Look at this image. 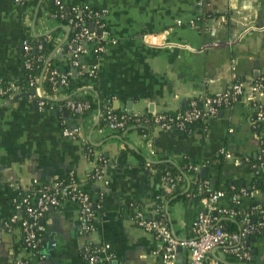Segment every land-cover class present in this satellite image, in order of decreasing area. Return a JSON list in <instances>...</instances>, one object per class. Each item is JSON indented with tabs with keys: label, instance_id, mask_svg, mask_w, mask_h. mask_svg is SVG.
I'll return each mask as SVG.
<instances>
[{
	"label": "crops",
	"instance_id": "obj_1",
	"mask_svg": "<svg viewBox=\"0 0 264 264\" xmlns=\"http://www.w3.org/2000/svg\"><path fill=\"white\" fill-rule=\"evenodd\" d=\"M62 1L103 11L109 39L115 40L98 56L88 43L82 44V63H97L98 69L94 77L75 73L96 88L104 100L103 108L110 104L120 111L143 115L175 113L193 97L218 92L234 82L250 87L258 80L263 85L258 97L264 106V0ZM199 16L218 19L214 25L217 31L204 30ZM192 20L195 25L190 24ZM70 29L49 17L43 8L39 14L29 8L23 15L19 0H0V81L21 84L22 61L27 59L22 46L30 35L54 32L56 45L50 58L67 70L72 57L63 46ZM65 113L59 115L52 106L38 108L20 88L10 96H0V264H13L24 257L31 264H86L80 250L85 240L100 247L108 245L113 254L111 264H164L158 253L160 239L137 226L135 213L142 211L148 218H156V191L162 189L160 200L167 226L182 238L191 234V223L201 204L169 200L162 169L141 165L137 155L147 163L162 158L176 163L187 158L192 164H201L200 169L206 168L204 176L214 178L217 190L225 191L216 206L229 208L233 202L226 182L248 185L251 173L242 158H255L261 150L260 134L251 122L254 109L244 98L234 99L209 121L194 123L186 131L155 126L149 134H141L132 126L114 133L106 126H97L99 110L83 118ZM63 127H79L80 134L65 136ZM85 142L108 159L102 177L87 189L92 199L100 198L95 227L85 238L80 237L78 205L62 202L42 216L39 254L30 255L19 225L5 227L17 195L11 184L26 188L32 182L43 184L68 172L86 180L93 165L85 154ZM221 149L229 156L220 155ZM120 152L125 154L121 166ZM258 184L257 189L239 198L241 214L251 202L264 208V171ZM248 236L244 241L251 258L246 264H264V224L258 233ZM177 254L175 264H181L186 250L181 247ZM216 262L229 264L220 248L213 249L203 264Z\"/></svg>",
	"mask_w": 264,
	"mask_h": 264
},
{
	"label": "built area",
	"instance_id": "obj_2",
	"mask_svg": "<svg viewBox=\"0 0 264 264\" xmlns=\"http://www.w3.org/2000/svg\"><path fill=\"white\" fill-rule=\"evenodd\" d=\"M19 1L21 2V0ZM79 8V6H73L71 9L73 11H78ZM82 11L86 12L89 18L96 19L99 25L91 29L89 25L84 24L83 19L79 15L75 16L76 20L69 18L67 24L74 29V33L66 44L69 48L68 52L72 57L71 64L73 69L80 72V74H85L87 77H94L97 73L98 64H84L78 58V54L84 52L82 43L86 42L90 44V50L94 55L98 56L104 52L108 42H115V40L109 39L103 21V11L95 10L87 5L81 7L79 12L81 13ZM197 20L204 30H208L209 32L217 31V27L214 25H216L215 23L218 19L199 16ZM190 24L195 25L196 21L192 20ZM97 30H100V33H98ZM22 47L24 53L27 52L29 49L27 40L23 41ZM55 74H58V72L55 69L51 70L50 79H53ZM67 74H59V82H65ZM42 79L43 77H40L35 80L34 91L32 94H28L29 99L34 101L40 109L44 107V101L42 99L35 101V97L42 96ZM2 84L4 83L0 81L1 97L10 96L19 88L12 83L5 84V87H3ZM262 87L261 80L256 81V83L250 87H245L241 82H234L218 92L191 98L187 102V106L184 110L175 112L173 115H167L165 112H156L151 117H146L143 114L134 113L126 109L115 113L112 111V107L106 104L104 107V114L107 120L106 127L110 131H116L126 127L147 125L150 122L154 124V126L166 130H183L187 124L209 121L216 115L218 109L228 106L237 98H244L252 105L254 115L251 117V122L252 126L256 127L258 122L262 123L264 121V106L258 97L262 91ZM88 106L89 104L86 101L74 102L68 100L66 102V107L76 114H81ZM62 134L75 138L80 134V128L63 127ZM260 142V152L264 157V132L260 133ZM220 155L225 157L229 156L224 149L220 150ZM99 156L98 153L95 151L93 152V158L91 159L93 166L87 178L97 180L102 177L104 167H99L96 164V160H99ZM246 159L247 158H245V160ZM200 167L201 164H189L188 166L189 169L194 171H198ZM163 179L169 189L174 187L175 182H173V180L166 179L164 175ZM50 182L51 183L42 187L38 192L26 194L24 196H21L18 185L11 184V186L17 190V195L13 200V212L5 222V227L10 229L12 223L19 222L22 243L30 255L35 253L33 249L37 247V238L44 229L41 223L42 216L49 208L58 206L62 202L71 201L78 205L79 218L77 232L80 237L85 238L92 230L90 221L94 218V212L91 209L92 203L89 195L82 190V188H77L76 183L71 182V184L65 185L61 181ZM203 184H208V182L203 181ZM224 193L225 191L223 190H215L201 199V210L192 221L191 234L187 237L180 238L176 236L163 220L148 218L142 211H137L133 220L137 226L144 231L153 233L160 239L162 245L158 253L164 264L176 263L178 247H183L186 250V258L181 264H203L205 257L215 248H220L224 254L234 256L237 260L236 262L246 264L251 258V252L245 245L244 238L261 228L263 222L254 225L250 222L248 214L245 213L239 230L233 232L226 230L221 223V219L231 215L233 213L232 208L216 206L217 200L222 197ZM247 194L245 189H241L239 193L232 194L231 200L234 204H238L240 201L239 198ZM89 245L90 242L85 240L80 248L81 255L85 259L86 264H110L113 254L107 250L108 245L101 246L93 251L89 250ZM13 264H31V262L28 257H24L15 260ZM215 264L221 263L216 262Z\"/></svg>",
	"mask_w": 264,
	"mask_h": 264
},
{
	"label": "trees",
	"instance_id": "obj_3",
	"mask_svg": "<svg viewBox=\"0 0 264 264\" xmlns=\"http://www.w3.org/2000/svg\"><path fill=\"white\" fill-rule=\"evenodd\" d=\"M73 6L65 4L62 0H21L20 2V12L21 14L25 15L27 13V10L31 8L32 10L37 9V13L39 14L42 12V8L46 10V14L54 18L56 20H59L62 24H67L69 18H72L76 20L75 16L79 15L83 21L84 24L89 25L90 23H93L94 27H98L99 22L96 21L94 18H89L87 16V13L82 11L81 13L79 10H81V7L78 9V11H73L71 8ZM70 33L67 37L66 41H69L74 33V29L70 26ZM54 32H51L49 34H43L40 36H28L27 37V43L29 45V49L27 52H25V55L27 57L26 60L22 61V68H23V77L21 80V84L19 85L20 91L24 92L26 95L32 94L35 87V80L37 78L43 77L41 82V89H42V96L41 97H35V101L42 99L44 101V106H52L54 109L57 110V113L59 115H62L64 112H66L68 115H73L75 117H86L90 114L92 111H98L100 112L99 121L97 123L98 127L101 126H107V120L105 118L104 114V108H103V98L101 95L97 92L96 88H94L90 83L86 81H81L78 78V75H73V67L70 65L67 70L63 69L59 65L55 64L53 59L50 58V54L53 52L56 41L53 37ZM90 47V44H89ZM68 46L65 43L63 46V51H68ZM81 54H78V58ZM72 59V58H71ZM55 69L58 74H55L53 76V79H50V71ZM77 71V70H76ZM69 72V73H68ZM62 73H68L66 75L65 82H59V74ZM82 77H86L85 74H81ZM3 87H5V84H2ZM63 95L64 98H58V96ZM57 97V98H55ZM68 100H72L74 102H87L89 104L88 108L85 109L81 114L74 113L71 109L66 107V102ZM110 105V104H109ZM112 107V105H110ZM187 106V104H186ZM185 106V107H186ZM182 110H184V108ZM181 110V111H182ZM112 111L117 113L120 112L119 109H115L112 107ZM167 115H173L175 113L172 112H165ZM153 114H147L146 117H151ZM197 123V122H194ZM190 123L185 126L183 130L180 131H186L189 129V127L194 124ZM256 127H253L254 130L260 134L264 132V122L257 123ZM152 127H155L154 124L148 123L147 125L137 126V131L141 134H149ZM127 128L119 129L116 131H113L114 133H122ZM96 147H94L90 142H85V154L88 158V160H91L93 158V152L95 151ZM246 158V157H245ZM243 157L242 162L247 165V168L249 172L251 173V177L249 181L247 182L248 185L242 186L238 181H227L226 182V192L229 194L239 193L241 189H245L247 193H249L253 189H257L259 187V178L263 174L264 170V157L261 154V152L255 157H248L246 160ZM125 160V154L123 152L119 153V164L120 166L124 164ZM137 160L141 165L145 166H151V167H157L162 169L163 175L166 179H171L173 182H175V185L173 188L170 189V192L167 193V197L169 200H177L182 201L184 204L189 205L192 204L194 201H197L198 203L201 201V199L205 196H207L209 193L215 191L218 189V183L215 184L211 183V180L208 176H202L200 174V169L198 171H194L192 169H189V164H192L191 161H189L187 158H182L176 163H172L169 161L164 160L162 158L160 161L155 163H147L145 159L137 155ZM97 166L104 168L107 167L108 159L103 155L100 154L99 160H96ZM53 182L61 181L65 185L71 184V182L77 184V188H82L90 197L91 200V209L94 212V215L96 214L99 207L96 206L100 198L98 197L97 200L92 199L91 194L88 192V187L90 184L94 181L91 178H87L84 181H81L75 174H71L70 172L52 180ZM203 181H207L208 184H203ZM52 182V183H53ZM51 182H46L43 184H37L35 182H32L30 185H28L26 188H19V192L21 193V196H24L26 194H33L34 192H38L41 190L42 187L47 186ZM157 209L159 211V214L156 215V218H160L166 223L165 217L163 216V210H162V201L160 200L162 195V189L157 188ZM103 197V194L100 195ZM230 207L232 208L233 213L231 215H228L221 219V223L225 227L226 230L233 232L239 230L240 224L243 222V216L244 214H248L250 222L254 225H257L259 222H263L264 219L262 218L264 216V208L263 206L259 205L258 203L251 202L248 208L245 210L243 214L239 212L238 204L231 203ZM138 210H141V208H138ZM23 215V211H22ZM147 217V215L145 214ZM253 218H255V221H253ZM93 218L90 223L92 226V229L95 227L96 220ZM167 224V223H166ZM19 225V222H14L11 224V226ZM168 225V224H167ZM10 226V227H11ZM261 228L256 230L253 234L258 233ZM43 234L41 233L40 236H38L37 240V247L33 249V251L38 255L39 254V246H41ZM100 246L90 243L89 250L93 251L94 249H98ZM228 262L229 264H239L236 261V258L232 255H228ZM111 264V261H110Z\"/></svg>",
	"mask_w": 264,
	"mask_h": 264
},
{
	"label": "water",
	"instance_id": "obj_4",
	"mask_svg": "<svg viewBox=\"0 0 264 264\" xmlns=\"http://www.w3.org/2000/svg\"><path fill=\"white\" fill-rule=\"evenodd\" d=\"M89 28H91V29L94 28L93 23H90V24H89ZM97 32L100 33V30H97ZM82 44L86 46V42H83ZM79 60L82 62V60H83V56H82V55H80ZM75 73H76V70L74 69L72 74L75 75ZM65 114H66V113H65ZM133 128H134V127H133ZM205 170H206L205 167H202V168L200 169V172H201V174H202L203 176L205 175ZM263 171H264V170H263ZM211 183H212V184L215 183V179H214V178L211 179ZM195 202H196V201H195ZM253 221H255V218H253ZM249 237H250V236H248V235L245 236V238H247V239H248ZM180 248H181V247H178V250H180Z\"/></svg>",
	"mask_w": 264,
	"mask_h": 264
}]
</instances>
